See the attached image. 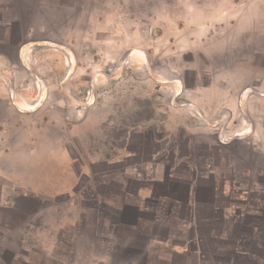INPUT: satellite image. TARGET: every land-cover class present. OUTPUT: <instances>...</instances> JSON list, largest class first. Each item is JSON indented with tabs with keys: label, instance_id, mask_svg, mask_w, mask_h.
Instances as JSON below:
<instances>
[{
	"label": "rangeland",
	"instance_id": "obj_1",
	"mask_svg": "<svg viewBox=\"0 0 264 264\" xmlns=\"http://www.w3.org/2000/svg\"><path fill=\"white\" fill-rule=\"evenodd\" d=\"M197 226L264 264V0H0V264H196Z\"/></svg>",
	"mask_w": 264,
	"mask_h": 264
},
{
	"label": "crops",
	"instance_id": "obj_2",
	"mask_svg": "<svg viewBox=\"0 0 264 264\" xmlns=\"http://www.w3.org/2000/svg\"><path fill=\"white\" fill-rule=\"evenodd\" d=\"M126 172L130 175L131 179L137 180V181H145L148 182V185L146 187L145 193H147V197L151 200H174L180 203H184L186 205H194L197 203V197H196V186L194 183H190L184 180H175L171 173V168L169 165H167L164 162L159 161H152L141 165L136 166H130ZM192 182V181H191ZM144 191V189L142 190ZM195 222L198 223L200 220L202 222L203 217L200 218L198 214H195ZM199 221V222H200ZM194 233L196 235L195 240L193 241L197 246L195 247V251L193 250L192 253H195V263L196 264H204L205 263V248L203 245L204 238L208 236L205 235L201 229L198 228L194 230ZM195 235H192L195 237ZM215 234L210 233L209 236L212 238L214 237H220L221 240H225L226 238H229V230H220L219 235L214 236ZM166 242V241H164ZM187 240L181 241L177 245H174V247H171V250L173 249L176 253L179 255L184 256L183 262H176L172 261L171 258L165 260L164 264H190L189 263V257H188V249ZM124 248V247H123ZM119 246H115L114 252L118 253L120 252ZM133 249V248H132ZM132 249L126 248L125 251H130ZM134 250V249H133ZM148 251V250H144ZM173 251V252H174ZM144 261L141 264H147V255L143 256ZM182 257V256H181ZM138 257H131L128 261H122L124 263L122 264H140L137 262ZM93 264H96L94 262ZM101 264H108V261H104Z\"/></svg>",
	"mask_w": 264,
	"mask_h": 264
}]
</instances>
